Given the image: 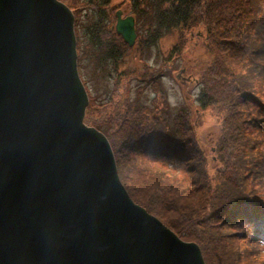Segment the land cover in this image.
I'll use <instances>...</instances> for the list:
<instances>
[{
	"label": "water",
	"instance_id": "obj_1",
	"mask_svg": "<svg viewBox=\"0 0 264 264\" xmlns=\"http://www.w3.org/2000/svg\"><path fill=\"white\" fill-rule=\"evenodd\" d=\"M122 15L132 47L135 19ZM88 105L72 10L0 0V264H205L132 200Z\"/></svg>",
	"mask_w": 264,
	"mask_h": 264
},
{
	"label": "rangeland",
	"instance_id": "obj_2",
	"mask_svg": "<svg viewBox=\"0 0 264 264\" xmlns=\"http://www.w3.org/2000/svg\"><path fill=\"white\" fill-rule=\"evenodd\" d=\"M60 1L68 7H70L69 4L74 7L70 8L75 16L76 36L80 34L82 42L88 44L89 36L86 28L95 30L94 25L99 22L95 12L92 13L86 5L88 0ZM110 10L112 19L107 21L109 28L102 30H114L116 33V12L123 10L124 17L132 16L134 3L131 0H113ZM78 22H80V27H78ZM77 30H83V32L78 33ZM198 32H200V27L184 33L188 42L171 60V55L174 54L171 48L175 43L181 45L182 37L180 36L179 39L178 32L164 36L161 46L165 54L162 56L163 61L155 67L158 71L152 75L156 78L154 80L150 78L153 69L151 73L145 71L143 74L144 71H141V65L145 66V63L142 62L144 59L142 55L137 54L138 38L137 44L135 43L133 47L129 48L126 44L125 56L122 61L115 63L116 67L112 66L111 61L108 62L110 64L108 70L113 74L110 78L105 76L103 70L98 69L97 66L101 61L94 63L93 58L90 59L87 49L85 50L87 55L83 58L82 48L80 49L77 43L78 71L89 96L85 123L103 132L104 130L98 124L104 125L110 130L113 139L118 140V137L119 140L121 139L117 160L120 179L124 180L125 187L129 186L131 190L128 189L139 202L149 206V210L136 200L133 201L157 217L182 240L196 243L201 249L205 264H264V243L261 238L251 239L249 231L242 235L243 226L224 223L223 215L213 216L219 204L211 205L215 204L216 198L214 195L209 197V193L223 184L226 174L222 171L220 152L226 111L219 104L204 110L198 102L199 82L210 59L203 43L206 34L204 32L203 37L200 38L197 37ZM141 35H143L142 32H140ZM96 55L95 51L93 56ZM153 62L154 59L148 63ZM241 65V62L235 60L234 67L229 70L232 71L235 68L242 72ZM258 67L259 70L255 69V73L250 72L252 78L248 86H254L264 101V92L261 91L260 82L264 67L260 65ZM248 72H244L242 81ZM164 74L165 78L161 80V75ZM180 74L184 78L192 77L193 81L184 84L183 80L177 77ZM137 76L141 79L144 78L143 76L146 78L139 82ZM155 80H158L157 84ZM195 80H198V83H194ZM160 85L164 88L161 93ZM248 101H250L249 98L244 102L237 101L234 107L239 106L237 110L243 112L245 103ZM146 110L147 112L150 110L151 116H159L161 122L166 118L164 122L168 133L172 132L171 126L176 124L180 116L182 123L176 125L187 123L189 133H193L197 142L193 139L195 144L191 147V140L189 136H186L189 147L183 157L188 156L187 162L190 163L188 169L184 161L181 165L182 160L178 163L175 159H171L173 155H170V160H168L150 154L149 150L154 152L158 146L153 142H144V139L150 136L151 132L158 139V133L153 132L146 125L148 121L142 124L146 130L141 128L142 125L138 127L143 121L139 120L135 124L134 119L138 117V114L133 113ZM251 110L252 114L248 118L244 113L233 115L238 122L243 121V128L246 132V135L240 137V142L250 140L256 149L251 151L250 148L247 150L246 147L240 148L237 169L231 172V183L233 189L240 186L235 190L233 198H257V209L259 212H264V133L259 134L255 131L257 123L253 119L255 115L259 116L258 108L251 107ZM111 112L112 114L107 115ZM111 120H114L115 124ZM105 122H111L112 125H105ZM134 134L136 137L131 139ZM108 136L111 144L115 145L112 137L109 134ZM138 139L141 140L138 141ZM159 144L161 145V142ZM112 147L114 149V146ZM197 150L202 151L200 156L196 155ZM190 155L194 156L192 162ZM197 163L198 168L196 169ZM206 199L208 203H205ZM241 208L242 205L237 204L232 212L239 214L237 210ZM247 210V216L258 222L264 221V216L257 217L252 210ZM246 230H248L247 227ZM183 232L186 235H183ZM198 237L203 238L204 245L195 239Z\"/></svg>",
	"mask_w": 264,
	"mask_h": 264
},
{
	"label": "trees",
	"instance_id": "obj_3",
	"mask_svg": "<svg viewBox=\"0 0 264 264\" xmlns=\"http://www.w3.org/2000/svg\"><path fill=\"white\" fill-rule=\"evenodd\" d=\"M112 1L113 0H88V2H86V5L89 6L92 13L95 12L99 22L94 25L95 30H91L88 27L86 28V30H88L87 35L89 36L88 44L82 42L80 34L78 36V44L80 45V49L82 48L83 58L87 55L85 52L87 49L89 51L88 56L90 59L93 58L94 63L101 61L100 65L97 67L98 69L103 70L105 76L109 78L110 76H113V74L108 70L110 65L108 62L111 61L112 66L116 67V64L122 61L126 51V43L120 35L115 33L114 30H102L103 28H109L107 21L112 19V11L110 10ZM131 1L134 3L132 16L136 21L138 37V44L136 43L138 47L137 54L142 55L144 58L142 59V62L145 63V66L141 65V71H144L143 74L145 71L147 73L152 72L150 75L151 80L156 79L152 76L158 71L155 67H158L160 62L163 61L162 56L165 54V51L162 49L161 43L164 36L178 32L177 35L179 36V39L180 36L182 37L180 41L181 45L175 43L171 48L174 53L171 55V60L180 53L182 46L188 42V38L184 33L200 27V32H198L197 37L201 38L205 32L206 38H204L203 43L210 59L209 65L204 70L203 77L199 82L200 91L198 94V102L204 110L219 104L226 111L224 114V132L220 146L222 156L221 162L223 164L222 171L226 174L224 176L223 184L209 193V197L214 195L216 198L215 204L212 203L211 205L219 204V208L213 213V216L223 215L224 223H232L233 225L241 227L243 226L242 230L244 233H242V235H245V233L249 231L251 232V239L261 238L264 243V221L258 222L250 216H247V209L252 210V213H255L257 217L264 216V212H259L257 209L258 199H252L249 197L233 198L235 190L240 186L233 189V184L231 183V172L237 169L236 165L237 159L240 155V148L246 147V150L250 148L251 151L256 149V146L252 145L250 140L243 143L240 142V137L246 135V132L243 128V121L238 122L237 119L233 118V115L244 113L248 118L252 114L251 107L258 108L259 116L256 117L255 115V119H253V121L257 123L255 131L259 134L264 133V101L261 99V96L254 86H248V82L252 78L250 72L255 73V69L259 70V65L264 67V0ZM69 6L74 8L71 4H69ZM79 24L80 22H78V27H80ZM77 31L78 33L80 31L83 32V30ZM140 32H142L143 35L140 36ZM95 51L97 52V55L93 56ZM152 59H154V62L149 64L148 62ZM235 60L242 63L240 67L242 72L237 71L235 68L232 71L229 70L234 67ZM164 65V67H166V64ZM104 66L106 67L103 68ZM151 69H153V71H151ZM246 71L249 72L242 81L243 76L245 75L244 72ZM143 77V79L146 78L145 76ZM163 77H165V74ZM163 77H161V80H163ZM137 78H139V82L143 80L140 76H137ZM239 79H241V81H239ZM158 80H155L156 84ZM151 82L153 83V81ZM260 82L261 91L264 92V74L261 76ZM194 83H198V80H195ZM147 86L148 85H146V87ZM159 88L161 93L164 88L162 85H160ZM244 97L245 99H243ZM247 98H249L250 101L245 103L244 111H238L237 109L239 106L237 108L234 107L235 103L237 101L244 102ZM128 105L130 106L129 103ZM132 108H135L134 105ZM233 109L235 110L231 112ZM149 111L150 110H148V112L146 110L133 113L138 114V117L134 119L135 124L139 120L143 121L139 123L138 127L144 124L145 121H148L146 125L149 126L153 132L158 133V139L155 138V135L152 132L150 136H146V139H144V142H153L158 146L155 148L154 152L149 150V152H151L150 154L168 160H170L169 156L173 155L171 159H175L178 163H180L179 160H182L181 165L184 164V161L186 168L188 169V165L190 164L187 162L188 156H186L187 158L183 157V155L186 154V149L189 147V141L186 136H189V140H191V147L194 146L196 140L193 133H189L190 130L188 129L187 123L185 122L184 125H176L182 123V117L180 116V119L177 118L178 121L176 120V124L171 126L172 132L168 133L166 132L164 122L166 118L161 122L159 116H151L152 113ZM110 114H112V112L107 115ZM111 121L114 122V120ZM129 123L130 122H128V124ZM105 125L111 126L112 123L105 122ZM98 126L104 130L105 133L102 132L105 135L108 136L109 134L110 137H112L110 130L107 127L104 125L103 127L99 124ZM141 128H145L146 130V127H143V125ZM133 137H136V134H134L131 139ZM141 139H138V141ZM113 141L115 142V145L111 144V146H114V154L117 162L121 139L119 140L118 137V140L113 139ZM159 142H161V145H158ZM201 152L202 151L197 150L196 155L200 156ZM190 153L192 155V151ZM191 155L190 158L192 162L194 156L192 157ZM197 168L198 163L196 169ZM121 182L125 185L123 179ZM125 188L132 200H136L149 210V206L139 202L135 198L132 191H130L131 189L129 186L128 188L130 190L127 187ZM205 203H208L207 199ZM237 204H241L242 208L237 210L239 214H234L232 209L235 208V205ZM172 225L175 226L173 223ZM246 227L248 230H246ZM183 235L186 234L183 232ZM195 239L204 245L205 241L203 238L198 237Z\"/></svg>",
	"mask_w": 264,
	"mask_h": 264
},
{
	"label": "flooded vegetation",
	"instance_id": "obj_4",
	"mask_svg": "<svg viewBox=\"0 0 264 264\" xmlns=\"http://www.w3.org/2000/svg\"><path fill=\"white\" fill-rule=\"evenodd\" d=\"M124 16H125V14L123 13L122 17L125 18ZM180 79H182L183 82H185V83H190V82H189L188 80H186V78H184L183 76H180Z\"/></svg>",
	"mask_w": 264,
	"mask_h": 264
}]
</instances>
